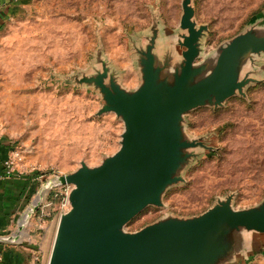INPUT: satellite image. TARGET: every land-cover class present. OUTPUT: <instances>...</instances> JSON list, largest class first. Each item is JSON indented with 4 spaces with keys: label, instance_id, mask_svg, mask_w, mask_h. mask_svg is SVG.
Masks as SVG:
<instances>
[{
    "label": "rangeland",
    "instance_id": "obj_1",
    "mask_svg": "<svg viewBox=\"0 0 264 264\" xmlns=\"http://www.w3.org/2000/svg\"><path fill=\"white\" fill-rule=\"evenodd\" d=\"M186 1L19 0L12 6L0 28V135L44 176L31 216L41 226L39 264H48L73 187L59 178L83 165L97 168L121 147L124 122L102 112L101 90L89 81L105 75L106 85L137 90L148 46L162 55L170 47L181 52ZM189 1L203 30L195 66L247 31L264 29V0ZM250 77L255 81L221 105L184 114L183 140L199 145L182 152L186 160L175 173L182 180L167 186L162 206H148L126 232L190 220L228 199L235 211L264 208V54ZM240 264H264V253Z\"/></svg>",
    "mask_w": 264,
    "mask_h": 264
},
{
    "label": "water",
    "instance_id": "obj_2",
    "mask_svg": "<svg viewBox=\"0 0 264 264\" xmlns=\"http://www.w3.org/2000/svg\"><path fill=\"white\" fill-rule=\"evenodd\" d=\"M183 9L181 52L170 47L162 55L148 46L137 90L106 85L105 75L89 81L101 90L102 112L124 122L121 147L101 166L59 178L73 187L48 264H240L264 253V208L235 211L230 199L190 220L125 230L148 206H162L166 187L182 180L175 176L186 160L182 152L199 145L183 140L184 114L241 93L264 54V29H251L195 66L203 30L189 0Z\"/></svg>",
    "mask_w": 264,
    "mask_h": 264
},
{
    "label": "crops",
    "instance_id": "obj_3",
    "mask_svg": "<svg viewBox=\"0 0 264 264\" xmlns=\"http://www.w3.org/2000/svg\"><path fill=\"white\" fill-rule=\"evenodd\" d=\"M18 1L0 0V28ZM13 147L0 135V264H39L37 254L44 250L37 247L35 231L41 226L29 214L39 194L38 183L33 177H5L3 164Z\"/></svg>",
    "mask_w": 264,
    "mask_h": 264
},
{
    "label": "built area",
    "instance_id": "obj_4",
    "mask_svg": "<svg viewBox=\"0 0 264 264\" xmlns=\"http://www.w3.org/2000/svg\"><path fill=\"white\" fill-rule=\"evenodd\" d=\"M3 167H4V175L6 178L33 177L34 180L38 181L40 178L44 177L43 173L41 174L35 166L27 164L24 152L22 151V149H20L19 147H16V146H14L13 149L8 154L7 158L4 161ZM48 186H49V184H48ZM48 186L46 187V190H47L46 192H48L52 189V185H50L49 187ZM69 190L70 189L67 190L66 194H68ZM47 195L48 194H46V196ZM45 197H43V199ZM43 199H42V202H43ZM37 207H38V203L34 204L30 208V210H29L30 216H32L33 213L36 212L35 208H37ZM67 210H68L67 199H65L63 202L62 212H65Z\"/></svg>",
    "mask_w": 264,
    "mask_h": 264
},
{
    "label": "trees",
    "instance_id": "obj_5",
    "mask_svg": "<svg viewBox=\"0 0 264 264\" xmlns=\"http://www.w3.org/2000/svg\"><path fill=\"white\" fill-rule=\"evenodd\" d=\"M42 214V213H41Z\"/></svg>",
    "mask_w": 264,
    "mask_h": 264
}]
</instances>
